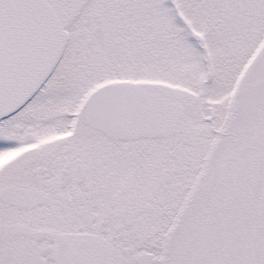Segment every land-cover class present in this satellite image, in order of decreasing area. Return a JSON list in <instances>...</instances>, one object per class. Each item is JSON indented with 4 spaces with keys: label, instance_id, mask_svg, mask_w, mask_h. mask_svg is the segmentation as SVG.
I'll return each mask as SVG.
<instances>
[{
    "label": "snow or ice",
    "instance_id": "6c2138e0",
    "mask_svg": "<svg viewBox=\"0 0 264 264\" xmlns=\"http://www.w3.org/2000/svg\"><path fill=\"white\" fill-rule=\"evenodd\" d=\"M0 264H264V0H0Z\"/></svg>",
    "mask_w": 264,
    "mask_h": 264
}]
</instances>
